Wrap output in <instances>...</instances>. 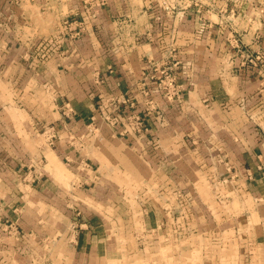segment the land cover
I'll list each match as a JSON object with an SVG mask.
<instances>
[{
	"label": "crops",
	"instance_id": "1",
	"mask_svg": "<svg viewBox=\"0 0 264 264\" xmlns=\"http://www.w3.org/2000/svg\"><path fill=\"white\" fill-rule=\"evenodd\" d=\"M199 2L209 11L195 16L192 25L185 12L166 13L165 0H0V83L18 89V102L27 92L50 98L48 105L31 110L25 104L24 122L15 121L0 99L2 257L27 244L25 236L10 244L6 221L14 216L18 228L13 231L40 235L36 214L43 207L71 215V223L64 218L66 238L58 244L88 258L104 247L99 222L85 217L87 206L74 197L76 188L107 175L105 165L91 162L82 151L106 141H123L146 181L188 186L209 173L217 192L226 188L231 198H251L253 209L245 213H255L259 222L250 227L249 219L245 225L256 231L264 253V61L255 56L264 53V0ZM65 19L82 21L78 38L62 39L69 34L61 28ZM224 37L226 43L219 45ZM172 54L179 60L173 68L176 85L182 92L186 85L195 87L189 97L193 103L186 105L184 95L177 110L176 101L168 99L165 125L129 134L120 126L124 117L146 111L150 100L165 102L160 82L166 63L176 60ZM224 55L227 62L220 65L218 56ZM204 57L217 70L216 79L203 77ZM217 84L223 92L212 95L209 109L199 108L196 100L200 103ZM113 116L120 119L118 126L110 125ZM48 129L56 135L50 151L34 141ZM19 132L30 135L29 145ZM48 155L64 166L67 161L78 174L85 172L70 182V191L47 169ZM77 210L84 216H74Z\"/></svg>",
	"mask_w": 264,
	"mask_h": 264
},
{
	"label": "rangeland",
	"instance_id": "2",
	"mask_svg": "<svg viewBox=\"0 0 264 264\" xmlns=\"http://www.w3.org/2000/svg\"><path fill=\"white\" fill-rule=\"evenodd\" d=\"M165 1L166 13L185 12L190 18L192 17V25H194L195 16L206 15L209 11V7L198 3L199 0ZM39 19L41 20L38 18V21ZM74 20L76 19L63 21V24L71 25L68 27V31L74 29L73 25L82 22ZM39 25H41L40 22ZM185 25L190 27L189 22ZM192 25L191 27L194 29ZM79 32L80 36L81 31ZM74 34L75 32L69 31L68 35L63 34L62 39L73 37ZM223 43H226V37L219 40V45ZM204 45L205 43L202 44V49ZM259 55L258 53L255 55L256 59ZM174 56L172 54L170 59ZM210 58L208 56L209 60ZM218 58L220 65L226 64V55L218 56ZM175 59L172 62L167 61L169 63H166V81L160 83V94L165 98V102L158 99L154 105V102L150 100L146 105V111L141 110L139 114L124 117L125 121L120 126L124 127L125 125L126 132L129 134L143 135L144 133L141 134V132L148 131L151 125H165L168 99L176 101L173 104L177 110L178 108L182 109L184 95L187 97L186 105L189 106L193 103L189 97L195 87L186 85V89L182 92L176 85L177 76L173 68L179 65L177 55ZM212 60L215 61V59ZM205 62L207 60L204 57L202 60L203 77L216 79L217 70L209 65L208 67ZM192 74L194 76V71ZM189 77L188 75L187 78ZM222 86L217 84L212 88L213 94L207 93L203 89L205 94L207 93V97L200 102L201 105L196 100L198 107H202L204 110L209 109L213 102L212 95L221 94ZM18 94L19 91L16 87H5L0 83V99L3 104H6L9 114L18 122L25 121L26 113L22 111L25 104L30 108L27 110H31L38 104L48 105L50 100L45 96V92H38L34 97L30 96V92H27V96L18 102ZM152 116L155 118L152 119ZM137 117L138 123L142 127V130L138 129V132L131 124V121H135ZM109 119L114 120L116 126L120 123L117 116ZM117 130L116 128L115 131ZM44 134H36L34 141L37 140L38 143L50 147L48 143L52 133L45 130ZM19 135L21 137L22 133L19 132ZM22 137L28 145L32 141L30 135ZM50 149L51 147L49 151ZM82 151L91 162L102 163L105 165L104 170L108 171L100 183L97 181V183L76 188V193L79 194L74 197L78 203L87 206L85 217L93 218L99 222L101 239L105 242L104 247L100 248L99 252H95L96 255L88 258L82 257L78 251L72 252L71 247L62 241L58 244L61 238H66V232L61 226L65 222H73L70 219L71 215L65 209L55 208L52 211L43 207L40 209V213L36 214V220L43 226V229L39 231L40 235L34 231H13L14 228H18V225L14 226V223L17 222V218L14 216L11 217V220L6 221L9 226L7 238L9 237L10 244L16 242L15 239L18 236L20 238L25 236L27 244L21 250L11 252L10 256L2 257L0 255V264H264V262L258 261L260 257L264 258V253L259 250L256 231L245 225L249 219L250 227L259 222L255 213L252 215L245 213L246 209H253L251 198H231L227 196L226 188H219L217 192L209 178V173L201 176L202 182L191 183L188 186L175 187V184L172 185L167 180L164 182L146 181L142 176L143 167L136 162V157L126 149L123 141L114 143L106 141L97 147H90ZM28 153H31L29 149ZM48 156H46L49 160L47 169L54 174L56 180L66 191H70V182L74 180V177L85 172L80 170L78 174L77 171L74 172L75 169L72 170L70 165H67V161H62L66 165L64 166L61 162L54 160L52 155ZM57 211L61 213H57ZM77 213H79L78 210L74 216H84L82 213H79L78 216ZM249 215H251L250 218ZM65 216L68 220L64 222ZM74 232L75 230H72L70 237L75 234ZM38 236L39 240H37ZM33 237H36L35 240H37L35 245H31L30 240L34 239Z\"/></svg>",
	"mask_w": 264,
	"mask_h": 264
},
{
	"label": "built area",
	"instance_id": "3",
	"mask_svg": "<svg viewBox=\"0 0 264 264\" xmlns=\"http://www.w3.org/2000/svg\"><path fill=\"white\" fill-rule=\"evenodd\" d=\"M67 27H71V25H69V24H65ZM64 31H68V28H64L63 29ZM69 31H72V33H74L75 32V34H74V36L73 37H70L71 39H75V38H77L78 36H79V31H82L80 28H74V29H69ZM69 31H68V33H69ZM257 60H259V61H264V54H260L259 55V57H257ZM162 75H165V77H164V79L163 80H161V82L160 83H163L164 81H166V71L164 70V71H162ZM138 117L135 119V121H131V124L133 125V126H137V128L139 129V131H141L142 130V127L139 125V123H138ZM139 126V127H138ZM138 132V131H137ZM145 132H147L146 130H143L142 132H141V134H143V133H145ZM56 137V136H55ZM54 139V138H53Z\"/></svg>",
	"mask_w": 264,
	"mask_h": 264
},
{
	"label": "bare ground",
	"instance_id": "4",
	"mask_svg": "<svg viewBox=\"0 0 264 264\" xmlns=\"http://www.w3.org/2000/svg\"><path fill=\"white\" fill-rule=\"evenodd\" d=\"M80 28L81 30H83L84 29V25L83 24H78V25H75L74 26V28ZM61 28H62V30L64 29V28H68L65 24H61ZM84 31V30H83ZM262 54H264V53H262ZM110 125L111 126H113V125H115V121L114 120H110ZM135 130H137L138 131V128L135 126ZM48 132H51L52 133V135L50 136V141H49V144L51 145L52 143H53V138H55V133L53 134V131L52 130H49L48 129Z\"/></svg>",
	"mask_w": 264,
	"mask_h": 264
}]
</instances>
